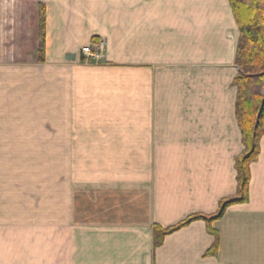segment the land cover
<instances>
[{
	"label": "crops",
	"instance_id": "1",
	"mask_svg": "<svg viewBox=\"0 0 264 264\" xmlns=\"http://www.w3.org/2000/svg\"><path fill=\"white\" fill-rule=\"evenodd\" d=\"M238 40L228 0H0V159L41 151L49 173L48 231L0 242L5 264H264V136L215 254L204 221L153 242L236 193Z\"/></svg>",
	"mask_w": 264,
	"mask_h": 264
},
{
	"label": "trees",
	"instance_id": "2",
	"mask_svg": "<svg viewBox=\"0 0 264 264\" xmlns=\"http://www.w3.org/2000/svg\"><path fill=\"white\" fill-rule=\"evenodd\" d=\"M239 30L235 65L238 74L233 81L237 90L235 118L243 144L242 154L235 160L236 193L233 197L220 201L213 215H191L177 225L162 229L153 226L154 247H159L163 239L195 221H204L209 234L215 238L214 246L208 253L215 254L218 236L213 230V222L219 220L227 208L244 204L248 200L250 164L259 156V142L264 136V0H228ZM39 61L45 54V9L39 7ZM93 44L98 42L93 39Z\"/></svg>",
	"mask_w": 264,
	"mask_h": 264
},
{
	"label": "rangeland",
	"instance_id": "3",
	"mask_svg": "<svg viewBox=\"0 0 264 264\" xmlns=\"http://www.w3.org/2000/svg\"><path fill=\"white\" fill-rule=\"evenodd\" d=\"M39 58L37 49V56L35 55L34 59H37L41 64ZM56 163L59 164L56 166L57 173L55 175L58 184L63 174L64 161H56ZM73 183L78 187L79 180H74ZM48 186V159L44 157L41 151L38 157L33 158L0 159V189L4 190L0 191L3 193V197L0 193V217L7 215V217H3L6 220L5 226L7 228L0 227V242L16 241L14 232L22 231V233L36 234L48 231ZM58 190L59 185L56 186L57 196ZM78 200L79 195L77 196V203H79ZM42 246L46 249V241H43ZM23 253L28 254L30 251L24 248L23 251H20L21 255ZM30 256L32 257V255ZM43 258L46 263V255L44 256V254H41L39 258L33 254L32 259L42 261ZM0 261L1 264L6 262L2 251H0Z\"/></svg>",
	"mask_w": 264,
	"mask_h": 264
},
{
	"label": "built area",
	"instance_id": "4",
	"mask_svg": "<svg viewBox=\"0 0 264 264\" xmlns=\"http://www.w3.org/2000/svg\"><path fill=\"white\" fill-rule=\"evenodd\" d=\"M103 48L104 45L102 43H98L93 46L84 48L81 51V54L86 61L100 62L101 60H103L104 57Z\"/></svg>",
	"mask_w": 264,
	"mask_h": 264
}]
</instances>
